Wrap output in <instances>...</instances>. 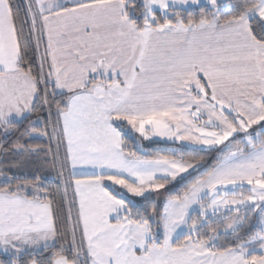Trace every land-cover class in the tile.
<instances>
[{
	"label": "snow or ice",
	"instance_id": "6c2138e0",
	"mask_svg": "<svg viewBox=\"0 0 264 264\" xmlns=\"http://www.w3.org/2000/svg\"><path fill=\"white\" fill-rule=\"evenodd\" d=\"M0 264H264V0H0Z\"/></svg>",
	"mask_w": 264,
	"mask_h": 264
}]
</instances>
